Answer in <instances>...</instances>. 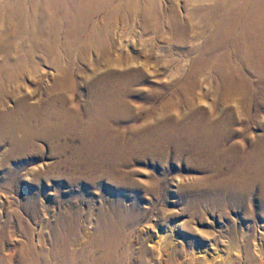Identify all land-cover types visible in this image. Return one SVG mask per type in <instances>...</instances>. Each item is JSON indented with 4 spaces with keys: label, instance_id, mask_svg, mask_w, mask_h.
Returning a JSON list of instances; mask_svg holds the SVG:
<instances>
[{
    "label": "rangeland",
    "instance_id": "obj_1",
    "mask_svg": "<svg viewBox=\"0 0 264 264\" xmlns=\"http://www.w3.org/2000/svg\"><path fill=\"white\" fill-rule=\"evenodd\" d=\"M155 1L159 10H180L184 37H172L167 19L144 28L145 17L139 10L145 0H134L131 11L120 9L114 15L109 38L82 35L73 42L62 30L45 51L34 49L32 31L19 36L13 32L17 18L10 10H30L33 0H24L21 6L15 0H0V42L8 43L0 62L8 53L34 50L24 59L23 73L0 71V264H29L33 258L38 264H264V187L256 183L249 192L226 193L230 189L217 171L233 170L222 153L219 159L183 144L167 155H137L130 166L121 167L127 173L123 189H118L113 176L99 172L94 181L74 165L85 136L77 119H86L92 94L99 91L97 81L123 70L126 60L132 81L125 101L136 120L120 123L125 134L140 130L150 113L160 117L167 99L180 102L178 87L203 41L195 39L198 35L192 38L201 31L199 15L184 11L201 8L190 0ZM102 18L100 13L93 21ZM32 59L37 61L36 71L30 70ZM66 75L58 93L74 113L73 131L63 124H58L60 133L56 127L45 130L35 108L55 98L57 84ZM197 78L201 80L200 75ZM203 89L208 96L204 104L218 99L212 84ZM260 105L251 112L261 120L247 127L238 123L235 128L250 129L253 136L262 133L264 102ZM239 136L237 131L224 147L241 145ZM253 140L250 137L247 144L251 146ZM116 201L121 202L118 212ZM99 208L113 210L119 218L109 236L99 232ZM64 209L71 210V225L78 231H66L57 240L52 228Z\"/></svg>",
    "mask_w": 264,
    "mask_h": 264
},
{
    "label": "bare ground",
    "instance_id": "obj_2",
    "mask_svg": "<svg viewBox=\"0 0 264 264\" xmlns=\"http://www.w3.org/2000/svg\"><path fill=\"white\" fill-rule=\"evenodd\" d=\"M15 1L21 6L24 0ZM133 1L118 0V3L114 4V0H33L28 8L30 10H10V14L17 18L13 32L19 36L26 31H32L30 40L34 49L45 51H49V45L57 41L62 30L73 42L82 35L102 34L109 38V25L114 15L120 9L131 11ZM190 1L197 3L201 8L184 11L188 15L196 13L200 17L201 31L192 38L198 35L195 39L203 41L196 48L195 61L182 86L176 85L179 88L176 98L180 99V102H175L173 98L167 99L161 105L164 112H161L160 117L150 113L147 120L140 125V130L127 135L119 126L122 122L136 120L125 101L132 81L131 66L126 60V65H119L125 67L123 70L119 68L118 71L108 74L109 77L97 81L99 91L92 94L91 105L85 107L86 119H77L80 123L77 129L85 136L81 146L76 149L77 154L73 162L84 175L88 174L87 178L96 181L97 174L103 172L105 176L115 177L118 180V189H123L127 183V173H124L121 167L130 166L135 156L146 157L148 153L167 155L171 149L176 150L183 144H189L213 157H219L218 154L222 153L223 159H226L224 162L229 159L233 171H217L219 175H224V183L230 189L229 191L225 187L228 190L226 193L249 192L256 183L264 187V130L253 136L249 133L250 129L239 131L235 128L238 123L247 127L261 120L251 109L264 102V0ZM158 5L155 0H145L141 6L139 11L145 17L144 28L161 25L163 20L167 19V27L174 32L169 35L173 38L184 37L186 25L180 10H159ZM100 13H103L101 21H93V17ZM109 14L111 15L108 16ZM91 22L92 27L89 28ZM5 41L0 42V53L8 46ZM120 45L123 47L122 43ZM110 49L109 46L108 51ZM33 54L34 50L30 49L12 56L9 53L4 55L0 62V71L7 75L23 73L26 69L24 59ZM30 70H37V61L34 59L30 61ZM67 75L58 82L55 98L45 106L36 105L35 108L43 128L56 127L58 133L63 130L58 124L72 130L70 126L74 123V113L67 110L66 100L58 93L59 85L66 84ZM199 75L200 81L197 78ZM210 84L214 87L213 92L218 99L213 98L211 102L204 104L208 96L203 88L207 91ZM197 101L203 103L199 105ZM152 118L154 121L150 120ZM236 130L240 134L241 145L231 143L224 147L227 141L236 136ZM250 137H254L251 146L247 144ZM130 171L133 172V169L130 168ZM217 185L221 186L218 183ZM115 204H118L115 209L118 212L121 202L116 201ZM97 212L100 220L99 232L103 236L111 235L119 221L115 216L116 212L112 210L108 213L104 208H99ZM71 223V210L64 209L61 218L52 228L57 240L61 239L66 231H78V227L75 224L72 226ZM29 264L38 262L33 258Z\"/></svg>",
    "mask_w": 264,
    "mask_h": 264
}]
</instances>
